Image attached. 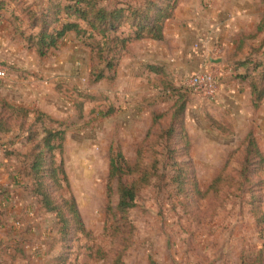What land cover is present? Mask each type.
<instances>
[{"label": "rangeland", "instance_id": "374dc122", "mask_svg": "<svg viewBox=\"0 0 264 264\" xmlns=\"http://www.w3.org/2000/svg\"><path fill=\"white\" fill-rule=\"evenodd\" d=\"M116 1L130 0H103V5L111 8ZM191 3L207 22L242 26L236 28L238 45L228 58L233 65L205 61L218 73V97L198 95L187 83L182 87L188 99L177 119L178 82L153 73L150 93L135 100L120 97L116 80L90 82L95 57L90 41L70 33L40 58L36 41L28 39L27 20L15 23L11 12L1 13L0 64L7 77L0 82L13 85L16 100L0 99L41 112L46 127L64 132L62 152H56L69 181L63 196L75 200L85 229L71 226L62 232L56 213L41 210L23 190L17 201L23 210L13 217L20 224L10 236L0 232V264H264V160L254 156L242 173L251 133L264 159V100L255 107L256 95L244 98L241 92L233 104L222 95L232 87L223 86L229 77L244 84H237L239 91L245 85L250 89L251 80L259 89L264 85V28L258 30L264 0H180L174 17ZM249 4L255 15L244 18ZM224 51L221 43L207 54L219 57ZM52 66L56 75L45 76L44 69ZM169 87L176 91L168 92ZM172 126L176 131L169 137L165 133ZM17 149L28 151L21 144ZM119 153L131 165L139 160L150 179L148 185L139 183L136 206L120 229L118 180L109 179L110 159ZM177 163L186 168L181 187ZM139 178L132 174L122 180L129 184ZM13 241L21 244L20 258H13Z\"/></svg>", "mask_w": 264, "mask_h": 264}, {"label": "trees", "instance_id": "16d2710c", "mask_svg": "<svg viewBox=\"0 0 264 264\" xmlns=\"http://www.w3.org/2000/svg\"><path fill=\"white\" fill-rule=\"evenodd\" d=\"M179 2L180 0H138L136 3L131 0L116 1L111 8H107L103 5V0H0V16L2 12L9 11L10 21L22 24L23 20H27L32 30L28 39L36 41V52L40 58H45L51 50L58 48L60 42L70 33H74L78 39L90 41L88 47L95 54L90 82L99 83L116 80L120 62L134 43L164 40L166 23L174 18ZM21 10L23 14L18 12ZM263 28L264 16L258 30ZM235 58L237 57L234 56ZM102 65L104 67L99 70ZM147 69L167 79L162 67L148 65ZM249 82L251 94L256 95L255 107H258L264 100V85L259 89V83L252 80ZM170 88L167 89L168 92L176 91ZM183 89L181 86L176 92L175 106H179L176 119L183 112L188 99V93ZM0 108V137L8 134L16 137L10 142L11 148L4 151V156L17 164L22 190L38 200L41 210L56 213L62 223V232H67L71 226H74L75 231L83 232L85 228L75 200L63 196V192L69 188V181L64 163L57 160L56 152H62L64 132L46 127L47 118L35 109L15 105L4 99H0ZM175 131L172 126L165 134L170 137ZM253 136L251 133V149L245 155L242 173L248 171L254 156L264 160ZM39 137L41 138L38 141ZM17 144L28 148V151L21 152L16 148ZM177 167L180 169L178 179L181 187L186 177V168L178 163ZM132 174H140V178L129 184L124 183L122 178ZM109 179L118 180L119 201L115 208V217L118 218L117 228L120 229L130 210L136 206L142 185H148L150 179L148 172L140 169L139 160L131 165L122 153L111 157ZM221 179L216 178L211 187H215ZM110 198L111 189L108 190V199ZM108 210H112L110 205ZM261 233L264 239V228ZM13 243L16 244L13 247L16 251L13 258H20L17 248L21 244L19 241ZM12 244L5 248H12Z\"/></svg>", "mask_w": 264, "mask_h": 264}, {"label": "crops", "instance_id": "0c3cea01", "mask_svg": "<svg viewBox=\"0 0 264 264\" xmlns=\"http://www.w3.org/2000/svg\"><path fill=\"white\" fill-rule=\"evenodd\" d=\"M244 10H249L244 18L255 15L251 11L250 4ZM233 19H236V16ZM239 26L242 25H235L232 21H227L223 25L217 21L207 22L204 17H200L197 5L194 3L187 4L186 7L183 5L176 16L166 23L163 41L143 40L136 42L132 45L130 52L122 58L116 76L118 95L120 97L130 96V100H135L140 95L150 93V78L155 75L149 72L148 65L162 67L167 74L168 81L178 82L180 87L185 86L187 84L185 79L201 71L207 65L205 61L211 59L210 55L213 54H207V51L216 48V45L221 43L225 51L223 55L212 58L221 60L220 64L214 65L228 67L233 65L234 62L228 58L238 45L239 34L236 33V28ZM56 72L57 69L53 66L43 71L45 76L56 75ZM222 82L223 86L232 85V87L229 86L228 93L223 89L222 94L223 98L227 96V101L230 104L242 98V95L244 98L247 95L251 96L250 89L246 85L245 91H239L237 88L244 84L236 83L237 81L231 77L223 79ZM223 86L222 88H225ZM13 88V85L0 82V98L14 102L16 97L12 96ZM15 138L14 134L0 137V232H5L9 236L10 232L20 224L15 223L13 217L15 219L20 210H23L19 207L21 203L17 201H19L20 195H24L18 177L17 164L4 156V151L11 148L10 142ZM18 209L20 210L18 211ZM3 241L5 244L7 243V239Z\"/></svg>", "mask_w": 264, "mask_h": 264}, {"label": "built area", "instance_id": "2783aa9c", "mask_svg": "<svg viewBox=\"0 0 264 264\" xmlns=\"http://www.w3.org/2000/svg\"><path fill=\"white\" fill-rule=\"evenodd\" d=\"M7 77V69L0 64V79ZM218 73L209 66L195 73L187 82L198 95L215 100L219 95V87L216 84Z\"/></svg>", "mask_w": 264, "mask_h": 264}, {"label": "water", "instance_id": "95a60500", "mask_svg": "<svg viewBox=\"0 0 264 264\" xmlns=\"http://www.w3.org/2000/svg\"><path fill=\"white\" fill-rule=\"evenodd\" d=\"M209 62L212 63V64H220L221 63V60L220 59H209Z\"/></svg>", "mask_w": 264, "mask_h": 264}]
</instances>
